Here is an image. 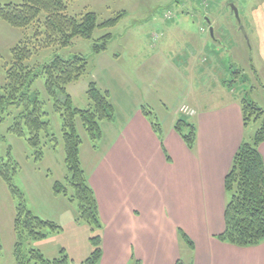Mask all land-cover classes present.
Returning <instances> with one entry per match:
<instances>
[{"label":"rangeland","instance_id":"374dc122","mask_svg":"<svg viewBox=\"0 0 264 264\" xmlns=\"http://www.w3.org/2000/svg\"><path fill=\"white\" fill-rule=\"evenodd\" d=\"M65 1L68 5V14L80 16L95 13L99 24L124 14L115 27H97L92 39L79 37L74 39L67 48L57 46L44 48L27 62V65L39 71L45 63L55 57L64 59H71L78 55L85 57L88 61L86 74L67 88L74 106L78 109L90 108V101L86 94L90 82H95L102 92L108 91L109 99L115 109V121L102 123L101 128L104 124V138L102 137L94 144L83 129L81 121H77L78 132L82 138L84 168H89L90 164L95 162L93 153L95 151L101 153L103 149L105 150L113 142L118 126L127 122L128 118L141 106L157 109L164 129L172 125L173 117L169 110L173 116L179 112L182 118H187L194 124L196 110L216 108L227 103L228 98L233 95L232 88L230 89L229 86L233 84L231 81L235 80L238 75L241 77L233 91L239 95H246L250 101L264 109V70L256 64L257 60H254L252 65L253 51L251 54L250 38L246 30L247 37L241 30L244 26L238 25L239 21L250 14L252 6L260 0ZM0 2L21 4L22 0H1ZM211 3L219 5L214 9L218 20L224 16L227 21L231 19L237 26L230 32L226 30L222 22V31L216 29L213 36L210 32H206L210 45H215V38L223 40L224 46L219 54L222 61L221 65L219 64L221 67L217 70L222 78L229 80L226 86L214 80L212 73L208 80L203 81L199 78L200 76L190 71V66L193 65L189 62L190 51L196 50L193 41L196 40V33L200 34L202 23L200 18L195 19L194 16L198 15L197 10L212 12L209 8ZM233 6L238 9L240 19L234 13ZM205 24L208 26L207 22ZM174 26H179V30H173ZM35 31V26L17 29L0 20V87L5 82L6 70L12 62V49L20 42L32 38ZM164 31L166 34L162 33ZM106 35L113 36L107 50L101 54H94L93 45ZM229 35L237 47L233 45L229 48V42H231ZM155 37L157 38L154 39ZM182 52H186L187 55L180 54ZM206 56L212 60L216 55L207 53ZM185 60L190 64L187 71L184 65ZM139 67H142V72L138 71ZM143 71H150L146 74L148 80L156 76L155 87L150 88L141 81ZM44 83V79H39L33 85L32 90L39 92L40 99L45 103L44 110L48 113L46 120L50 122L51 133L59 138V144L53 147L52 142L44 139L43 160L36 161L35 153L27 141L8 132L20 112L17 107L10 106L2 115L4 120L0 124V160L7 161L9 152H11L19 166L18 173L14 177V185L24 194L27 207L38 217L51 221L61 228L60 232L44 241L32 242L33 247L31 248L40 247L44 256L50 260L61 257L64 251L70 264H80L79 249L84 244L89 245L93 233L88 225L73 220L75 219L73 210H77L75 204L62 195L54 194V184L64 181L67 169L64 162L62 123L59 115L54 111L53 100L46 93ZM182 107H187L190 113L181 112ZM256 129L257 126L254 124L248 127L246 142L253 143ZM90 151L93 152L90 153ZM228 200L226 195V205ZM17 206V198L12 196L0 176V238L2 244L0 264H17L14 254L17 240L15 232ZM64 208H69V212H64ZM101 239L103 240L102 232ZM27 246L30 245L27 244ZM184 256H187V253H184Z\"/></svg>","mask_w":264,"mask_h":264},{"label":"crops","instance_id":"0c3cea01","mask_svg":"<svg viewBox=\"0 0 264 264\" xmlns=\"http://www.w3.org/2000/svg\"><path fill=\"white\" fill-rule=\"evenodd\" d=\"M218 6L211 3L212 12L196 11L199 16L194 18H200L202 23L200 34L196 33L193 41L196 50L190 51L189 62L193 63L191 73L201 80H208L212 73L214 80L226 86L229 80L222 78L217 70L221 67L219 54L223 40L215 38L217 47L210 45L206 32L213 29L214 35L216 29L222 31V22L230 32L237 26L224 16L220 21L215 17L214 9ZM252 8L238 25L244 26L250 38L252 65L257 60L256 64L264 70V0ZM178 27L174 26L173 30H179ZM233 45L236 43L231 39L229 48ZM183 53L186 54H180ZM207 53L216 56L211 60ZM189 62L184 61L186 71ZM141 69L138 71L142 72ZM147 73L150 71H143L141 81L150 88L155 87L156 76L148 80ZM240 77L237 75L231 81L233 95L227 103L196 110L197 140L193 150L175 129L182 118L179 112L173 116L169 110L172 125L164 129L158 110L146 106L139 107L127 122L118 126L113 142L101 153H93L95 162L87 169L80 150L82 167L95 193L103 225L100 264H264V243L239 248L218 239L225 230L224 180L233 157L246 141L248 129L243 123L241 107V99L246 95L233 91ZM154 122L159 128H155ZM102 133L104 138V124ZM259 150L264 158V143ZM63 210L69 212V208ZM73 215V220L78 222L77 210H73ZM180 231L188 236L193 247L182 239ZM34 248L42 252L40 247ZM91 252L90 242L80 247V264L85 263Z\"/></svg>","mask_w":264,"mask_h":264},{"label":"trees","instance_id":"16d2710c","mask_svg":"<svg viewBox=\"0 0 264 264\" xmlns=\"http://www.w3.org/2000/svg\"><path fill=\"white\" fill-rule=\"evenodd\" d=\"M123 16L124 14H120L115 19L99 24L95 13L80 16L68 14L65 0H22L21 4L0 2V20L17 29L36 27L32 38L20 42L12 49V62L6 70L5 82L0 87V124L8 107L15 106L19 109L20 112L8 132L27 141L35 153L36 161L43 160L44 139L52 142L53 147L59 144V138L51 133L50 122L46 120L48 113L44 110L45 103L40 99L39 92L32 90L39 79H44L46 93L53 100L54 111L62 123L67 168L64 182L54 184V194L62 195L75 204L78 221L88 225L93 233L90 238L93 250L84 264H100L103 256V225L95 193L82 167V138L78 132L77 121H81L89 139L96 144L103 137L102 123L115 120V109L109 94L102 92L95 82L89 83L86 92L90 108L82 110L74 106L67 88L86 74L88 61L85 57H55L39 71L27 65V62L44 48H67L79 37L92 39L97 27H115ZM112 39V35H106L98 40L93 45L94 54L105 52ZM241 107L245 128L254 124L257 129L252 144L242 142L225 177L224 188L229 200L224 213L225 230L218 239L239 248H250L264 243V158L259 150L264 143V109L247 97L241 99ZM146 114L151 115L147 111ZM154 126L159 128L156 122ZM175 129L188 148L193 150L197 140L195 125L186 118H181ZM18 170L19 166L11 152L7 161L0 160V176L12 196L18 200L15 218L16 263L70 264L64 251L61 257L50 260L40 250L31 248L32 242L44 241L60 232L61 228L38 217L27 207L24 194L14 185ZM180 235L193 247L192 241L183 231H180ZM1 253L0 238V256Z\"/></svg>","mask_w":264,"mask_h":264},{"label":"water","instance_id":"95a60500","mask_svg":"<svg viewBox=\"0 0 264 264\" xmlns=\"http://www.w3.org/2000/svg\"><path fill=\"white\" fill-rule=\"evenodd\" d=\"M233 11L236 14L237 18L240 19L239 14H238V9L235 6H233ZM241 30L244 32V35L246 36L244 27H241ZM210 32H211V35H213V29H211ZM247 41H248V39H247Z\"/></svg>","mask_w":264,"mask_h":264},{"label":"built area","instance_id":"2783aa9c","mask_svg":"<svg viewBox=\"0 0 264 264\" xmlns=\"http://www.w3.org/2000/svg\"><path fill=\"white\" fill-rule=\"evenodd\" d=\"M181 112H183L185 114H189L190 113V111H189V109L187 107H182L181 108Z\"/></svg>","mask_w":264,"mask_h":264}]
</instances>
